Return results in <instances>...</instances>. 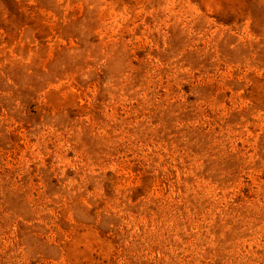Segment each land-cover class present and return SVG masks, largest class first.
<instances>
[{
    "label": "rangeland",
    "instance_id": "1",
    "mask_svg": "<svg viewBox=\"0 0 264 264\" xmlns=\"http://www.w3.org/2000/svg\"><path fill=\"white\" fill-rule=\"evenodd\" d=\"M0 264H264V0H0Z\"/></svg>",
    "mask_w": 264,
    "mask_h": 264
}]
</instances>
